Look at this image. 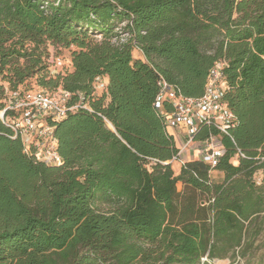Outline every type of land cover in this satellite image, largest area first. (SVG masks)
I'll list each match as a JSON object with an SVG mask.
<instances>
[{
  "label": "trees",
  "instance_id": "trees-1",
  "mask_svg": "<svg viewBox=\"0 0 264 264\" xmlns=\"http://www.w3.org/2000/svg\"><path fill=\"white\" fill-rule=\"evenodd\" d=\"M49 44L74 47L72 69L38 76L37 90H68L91 110L50 121L58 165L25 152L0 118V264L245 257L264 213V0H0L5 98L33 90L28 80L47 67ZM224 60L236 145L223 137L214 169L193 159L175 174L178 147L155 105L158 81L201 96ZM98 77L105 88L97 95ZM210 131L202 124L196 137ZM236 146L246 156L235 164ZM215 170L222 181L212 179Z\"/></svg>",
  "mask_w": 264,
  "mask_h": 264
},
{
  "label": "built area",
  "instance_id": "built-area-1",
  "mask_svg": "<svg viewBox=\"0 0 264 264\" xmlns=\"http://www.w3.org/2000/svg\"><path fill=\"white\" fill-rule=\"evenodd\" d=\"M226 65L225 60L214 65L201 96L184 95L164 78L158 81L159 92L155 105L162 114L169 133L174 138H180L178 152L171 161L183 165L187 160L200 159L214 169L226 153L223 137L230 138L236 145L230 133L236 124V116L225 99L228 83L223 68ZM100 86L104 90L105 83ZM71 96L68 90H60L55 94L44 90H8L5 105L0 110V118L13 129L14 137H21L25 152L34 154L36 159L46 164L58 165L62 157L57 150V138L50 121L61 120L80 108L91 110L82 100L71 101ZM166 105H170L171 109ZM107 122L111 125L108 120ZM202 124L217 132L210 131L204 139H198L196 135ZM236 148L231 159L235 164L240 157L246 156L239 147Z\"/></svg>",
  "mask_w": 264,
  "mask_h": 264
},
{
  "label": "rangeland",
  "instance_id": "rangeland-1",
  "mask_svg": "<svg viewBox=\"0 0 264 264\" xmlns=\"http://www.w3.org/2000/svg\"><path fill=\"white\" fill-rule=\"evenodd\" d=\"M118 31V30H116ZM120 31V30H119ZM121 38L127 37V33H121ZM98 39H100V35H96ZM74 47L71 48H63V49H58L55 46L49 44L48 45V50L50 52V55L48 57H44L47 67L39 72L37 75L34 77L30 78L28 81V87H30L33 90L40 89L41 86L38 84L39 79L37 78L38 76L40 77L44 73H48L49 76H55L58 73L65 74L66 72L70 71L72 69V58H71V50ZM133 56L138 57L142 56V52L138 49L135 48L133 49ZM101 83H105L104 79H97L95 81V86H97L96 94H100L101 91ZM0 84L1 85H6V81H3L2 78L0 77ZM25 87V86H24ZM52 93H59L58 89H51ZM0 103H5V96L4 93H2V90H0ZM172 167L174 169L175 174L179 173L180 170V164L177 161L172 162ZM211 177L215 181H222L224 175L217 173L216 170L211 172ZM262 179V174L261 172H258L256 175V180L258 183L261 182ZM182 183H178V189H182ZM108 205H102V207L107 209ZM254 229H257L259 232L256 235V238L253 242L252 248L248 250L247 255L245 257L241 256L239 254V251L237 250V257L236 260H232L230 257H224V258H215L210 261L209 264H264V213L261 214L257 222L252 226ZM261 228V229H258Z\"/></svg>",
  "mask_w": 264,
  "mask_h": 264
},
{
  "label": "crops",
  "instance_id": "crops-1",
  "mask_svg": "<svg viewBox=\"0 0 264 264\" xmlns=\"http://www.w3.org/2000/svg\"><path fill=\"white\" fill-rule=\"evenodd\" d=\"M105 80L107 81V79L105 78ZM175 139H176V143H177V146L179 145V142H180V138L178 137V136H175ZM180 167H181V165H180ZM180 171V170H179ZM217 173H220V174H222L221 172H218V171H216ZM181 183V182H180Z\"/></svg>",
  "mask_w": 264,
  "mask_h": 264
},
{
  "label": "bare ground",
  "instance_id": "bare-ground-1",
  "mask_svg": "<svg viewBox=\"0 0 264 264\" xmlns=\"http://www.w3.org/2000/svg\"><path fill=\"white\" fill-rule=\"evenodd\" d=\"M1 114H2V112H1Z\"/></svg>",
  "mask_w": 264,
  "mask_h": 264
}]
</instances>
